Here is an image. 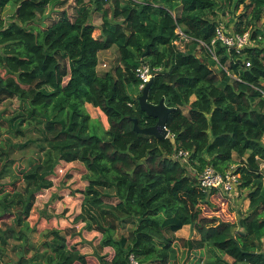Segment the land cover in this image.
Wrapping results in <instances>:
<instances>
[{"label":"trees","instance_id":"trees-1","mask_svg":"<svg viewBox=\"0 0 264 264\" xmlns=\"http://www.w3.org/2000/svg\"><path fill=\"white\" fill-rule=\"evenodd\" d=\"M66 3L0 0V102L17 104L6 117L0 112V264H10L11 242L18 264H88L69 246L73 229L32 240L37 196L54 186L61 162L86 168L74 223L100 233V247L113 250L111 261L97 254L100 264H264V0H79L73 14L61 10L43 27L50 10ZM8 6L13 20L5 25ZM240 7L245 13L231 21L234 32L225 30L218 18ZM94 13L101 18L98 38ZM220 26L227 35L255 28L240 58L215 44L220 65L236 79L201 44L211 46ZM178 30L191 39L188 49L175 44ZM113 47L121 65L100 75L99 53ZM142 62L162 68L149 102L164 99L174 109L164 140L134 130L135 119L142 128L157 123L138 103L143 90L135 72ZM86 103L107 116L103 136L90 133ZM27 150L29 166L14 172L20 160L13 154ZM179 150L191 153L189 166L174 158ZM234 158L241 160L238 188L250 199L242 226L231 221L226 198L199 185L207 166L225 173ZM192 224L200 239L176 237Z\"/></svg>","mask_w":264,"mask_h":264},{"label":"crops","instance_id":"crops-1","mask_svg":"<svg viewBox=\"0 0 264 264\" xmlns=\"http://www.w3.org/2000/svg\"><path fill=\"white\" fill-rule=\"evenodd\" d=\"M68 1V4L63 9H51L50 15L48 16L49 21L43 20V27L45 24V27L49 25V23L56 19L58 17V12L66 11L68 14H73L75 6L79 3V0H64ZM87 3V0H84ZM94 25L97 27L96 31L94 33V36L96 38L101 36V30L99 27L94 23ZM116 48L113 47L110 50L102 51L99 53V63H102V66L99 65V68H107L108 64L106 62V58L114 52ZM102 67V68H101ZM108 72V71H106ZM105 73V72H103ZM17 106V104H14V108ZM86 111L91 117V122H97L100 121L103 132L108 131L109 129V122L107 116L99 109L95 108L89 103L85 104ZM264 142V139H263ZM235 163L232 166L237 167L241 160L234 158ZM261 166L264 164V161L260 162ZM191 169V168H190ZM57 171H64L68 172L70 171L71 174L74 176L69 180H63L62 177L56 178V174L54 176L53 182L54 186L50 188L49 190H45L41 192L37 196V204H41L43 208H57L62 206L64 209V212L66 214H55L53 210H49L48 214L46 211L39 210L37 214H32L29 218V223L32 228H35L37 230L38 234H41L42 232H45L50 229H57L61 231H65L68 229H73L74 234L73 236H70L74 240L72 244H70V247H74L77 250H80L82 254H84L87 258L88 264H90V259L94 258L98 264V258L97 254L105 255L107 256V260L111 261L114 252L111 248H101L100 247V241H101V234L96 231H88L85 229V223H74V219L80 215L81 213V205H82V199L83 195L79 192L82 190H85V188L88 186L87 181H83L82 178L87 173L85 166L80 162H72V163H66L61 162L57 169ZM74 172V173H73ZM56 178V179H55ZM248 191L247 190H239V188L233 191V193L229 196H227V205H228V211L229 214H232L231 221L238 223L240 219H243L244 216L248 215L249 208H250V199H248ZM112 197V193L110 194ZM225 198V197H224ZM111 199V198H110ZM108 200V199H106ZM79 202V205H76V203ZM36 206L33 209L35 212ZM40 209V208H39ZM32 211V212H33ZM242 212V214L240 213ZM56 213L58 211L56 210ZM228 214V212H226ZM264 217V212L261 213ZM240 225V224H239ZM124 232L120 230L118 235L123 234ZM176 237L181 240H198L200 239V235L197 233V231L194 229V226L191 225L185 226L183 229L178 231L176 233ZM69 238V237H68ZM80 241V242H79ZM75 243V244H74ZM80 244L84 245L85 247L91 248V255L87 252H82V249H80ZM87 245V246H86ZM189 264H194V260L192 259Z\"/></svg>","mask_w":264,"mask_h":264},{"label":"built area","instance_id":"built-area-1","mask_svg":"<svg viewBox=\"0 0 264 264\" xmlns=\"http://www.w3.org/2000/svg\"><path fill=\"white\" fill-rule=\"evenodd\" d=\"M100 1H108V0H100ZM180 34V39L175 42V44L183 45L186 43H190L191 39L186 36L181 30H178ZM217 42H221L226 48L228 52H235L237 57L244 56V51L246 48L251 47L253 45V41L251 40V36L249 32L244 34L232 33L227 35L224 29L220 26L217 29V35L215 39L212 41L211 46H208L201 42V44L207 47L214 60L218 62V65L227 72L231 77L235 78V76L230 73L228 67L222 66L219 63V58L214 50L215 44ZM251 66V62H246V67L249 68ZM162 68H152L148 63L142 62L138 68L136 69V77L140 81V90H143L145 86L153 80L155 74L161 72ZM236 79V78H235ZM176 160H179L186 166L190 164L191 153L186 150H179L175 157ZM260 169L264 171V164L260 166ZM236 167L232 166L225 173H220L216 171V169L209 165L207 166L199 175V185L205 192L217 191L221 197H227L233 193V191L238 189L241 183V175L236 173ZM132 263H135L133 257H131Z\"/></svg>","mask_w":264,"mask_h":264},{"label":"rangeland","instance_id":"rangeland-1","mask_svg":"<svg viewBox=\"0 0 264 264\" xmlns=\"http://www.w3.org/2000/svg\"><path fill=\"white\" fill-rule=\"evenodd\" d=\"M88 1H91L92 2L93 0H87V2ZM66 2H67L66 4H68V1H66ZM13 13H14V8L12 6H8L6 8V10L3 12L2 19H3L5 25H8L13 20ZM244 13H245L244 7H240L239 10L236 11L235 13L233 12V8H232V11L227 9L226 10V14H224V16H222V17H219L218 20L223 24V27H224L225 30H229V31H233L234 32V24L231 23V21L232 20H235L236 22H239L238 16L240 14H244ZM47 21H49V19H47ZM92 22L95 23L98 27L101 25V18H100V16H99L98 13H94L93 14V16H92ZM35 26H38V25H35ZM38 27H40V26H38ZM257 27L262 28V24L260 23ZM254 30H255V28H251V27L248 28L247 31L249 32L250 36H251V34H252V32ZM188 47L189 46L186 45V44L178 45V48L180 50H185L186 48L188 49ZM198 54L200 55V57H203L204 56V54H202L201 52H199ZM119 60H120V55H119L118 49L116 48L114 50V52H112L106 58V62L108 64L107 68H102L101 67L102 69H100L99 68V65L102 66V63L103 62L101 61V63H99L98 68H97L98 73L100 75H102L103 72L111 71L115 67L120 66L121 64H120V61ZM11 104H14V102H12L11 100H6L2 104L0 102V112H2L3 115L5 114L4 117H6V115H10L11 112L14 110V105H11ZM90 133L91 134H96V135H99V136H103L104 132H103V129H102V126H101L100 121L91 122L90 123ZM13 158H15L16 160L17 159L20 160V164L19 165L18 164L15 165V169H13V171L16 172L18 170L19 166H20V168L22 166L24 168L29 166L30 160L32 159V151L27 150L25 152H15L13 154ZM239 163L240 162H238V164ZM187 172H188V175H190V176H194V174H195L194 171L192 169H190V167H187ZM73 176L74 175L71 174L70 171H68V172H64V171H59L58 172L57 171V173H56V178L58 179V177H62V181L63 180H69ZM53 179H54V177H53ZM82 180L83 181H86L84 179V177L82 178ZM9 181H10V178L8 177V178L4 179L2 181V183H7ZM19 188H23V184H20ZM36 204H37V201H36ZM76 205H79V202H77ZM35 210L36 211L35 212L33 211L32 214H37V212L39 210L46 211L47 214H48L49 210H53L55 214H66L64 212V209L62 208V206L57 207V208H51L50 209V208H43V206L41 204L40 205L37 204V207H36ZM56 210L58 211V213H56ZM218 218L221 219V220H228V217L226 215H219ZM41 237H42V235L37 233V234L32 235V240L35 243H40L42 241ZM72 242H74V240L69 237L68 238L69 245L72 244ZM13 245H15V243L14 242H11V246L9 248V251L7 253V256L5 257V261L8 262V263H10V264H18L20 255L18 254L17 251H13L12 250ZM84 245L85 244H80V249H82V252L85 251V252H87L88 254L91 255V253H90L91 252V248L86 245L87 247H85L86 249L84 250ZM79 252H81V251L79 250ZM224 259L225 260H228L229 262H232V259H230L228 257H225L224 256ZM90 264H98V262L94 258H92V259H90Z\"/></svg>","mask_w":264,"mask_h":264},{"label":"water","instance_id":"water-1","mask_svg":"<svg viewBox=\"0 0 264 264\" xmlns=\"http://www.w3.org/2000/svg\"><path fill=\"white\" fill-rule=\"evenodd\" d=\"M147 56L145 54L144 58ZM153 80L150 81L145 88L143 89L142 95L138 98V103L140 110L144 112L147 117L157 120V123L154 126L142 128L139 126L137 119L134 120V130L139 134L146 136H154L159 140H164L169 137V131L167 129V122L170 114L174 109L169 108L164 99H162L158 104H153L149 102V90ZM242 214V212H240ZM239 224L243 225V219H240ZM192 227L194 224L191 225Z\"/></svg>","mask_w":264,"mask_h":264}]
</instances>
